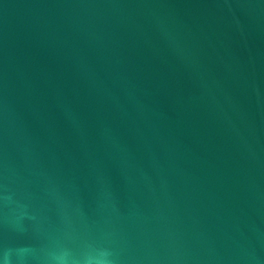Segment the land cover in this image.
Wrapping results in <instances>:
<instances>
[{"label": "water", "instance_id": "water-1", "mask_svg": "<svg viewBox=\"0 0 264 264\" xmlns=\"http://www.w3.org/2000/svg\"><path fill=\"white\" fill-rule=\"evenodd\" d=\"M0 264H264V0H0Z\"/></svg>", "mask_w": 264, "mask_h": 264}]
</instances>
